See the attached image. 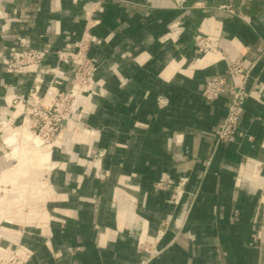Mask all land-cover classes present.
<instances>
[{"label": "crops", "instance_id": "1", "mask_svg": "<svg viewBox=\"0 0 264 264\" xmlns=\"http://www.w3.org/2000/svg\"><path fill=\"white\" fill-rule=\"evenodd\" d=\"M85 36L97 70L42 147L47 162L23 145L22 158L13 147L0 158V253L24 264H264V0H0L4 144L24 132L33 87L46 101L50 88L75 89L56 51ZM24 44L52 50L21 74L8 58ZM234 58L249 68L248 98L218 142L231 96L203 93Z\"/></svg>", "mask_w": 264, "mask_h": 264}, {"label": "built area", "instance_id": "2", "mask_svg": "<svg viewBox=\"0 0 264 264\" xmlns=\"http://www.w3.org/2000/svg\"><path fill=\"white\" fill-rule=\"evenodd\" d=\"M183 2L184 0H176ZM90 36L77 41L72 48L56 51L60 61L71 63L73 67L72 78L75 84L73 91L63 93L52 90L48 92L51 99L36 100L39 87H33L23 99L27 105L25 126L39 138L41 146L53 145L60 137L64 122L73 118L76 113L81 94L90 86L93 75L97 70L95 61L89 55ZM197 45L203 52L214 47L213 42L204 36L197 38ZM51 47L43 49L33 48L26 44L9 52L8 67L16 73H26L32 66L40 64L51 52ZM249 68L244 59L229 60L227 73L221 77L210 79L204 89V97L213 101L222 95L230 94L231 100L228 112L220 127L216 131L218 142L232 139L240 122V114L248 98L247 81ZM57 75L52 83H57ZM18 100L15 99L14 102ZM158 188H168L166 180L156 183ZM0 264H24V260L16 253L3 255L0 253Z\"/></svg>", "mask_w": 264, "mask_h": 264}, {"label": "bare ground", "instance_id": "3", "mask_svg": "<svg viewBox=\"0 0 264 264\" xmlns=\"http://www.w3.org/2000/svg\"><path fill=\"white\" fill-rule=\"evenodd\" d=\"M26 135H30V137L26 138V139H23L22 142H19L18 137L16 135H10V136L7 137V139H6L7 142L13 144V152H12V154L10 156L11 157H13V156L15 157L16 156L18 158L21 157V155H22L21 154L22 153L21 152V148H23V147H21V145H23L25 147V148H23L24 149L23 150L24 151L23 155H26V157H28V156H30L29 154H31L30 147L33 144H35V147L38 149L37 150L38 151L37 152V158L40 159L43 163H46L47 160H48V152L41 150L42 146H41L39 138L37 136H35L27 127H26ZM30 158H32V157H30ZM21 165H23V164H21Z\"/></svg>", "mask_w": 264, "mask_h": 264}, {"label": "rangeland", "instance_id": "4", "mask_svg": "<svg viewBox=\"0 0 264 264\" xmlns=\"http://www.w3.org/2000/svg\"><path fill=\"white\" fill-rule=\"evenodd\" d=\"M29 137H30V135H26V126H25V130L22 133L21 137H18V140H20L19 142H22L23 139H26V138H29ZM4 146H7V148H3ZM32 146L35 147V144H33ZM12 147H13V144L7 143V142L4 144V140L1 139L0 140V148H2V149L0 150V158L3 157L4 155H6L7 153H11L12 152ZM42 147H41V149H42Z\"/></svg>", "mask_w": 264, "mask_h": 264}]
</instances>
